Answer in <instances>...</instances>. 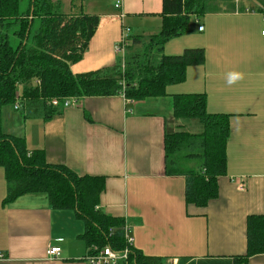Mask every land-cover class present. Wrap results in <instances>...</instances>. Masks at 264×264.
I'll return each instance as SVG.
<instances>
[{
    "label": "crops",
    "instance_id": "obj_1",
    "mask_svg": "<svg viewBox=\"0 0 264 264\" xmlns=\"http://www.w3.org/2000/svg\"><path fill=\"white\" fill-rule=\"evenodd\" d=\"M260 1L214 0L220 12L192 17L188 32L170 39L163 53L202 49L204 63L188 67L183 81L166 87L165 96L133 103L121 95L83 98L46 121L25 119L8 107L22 116L28 151H42L46 164L65 166L77 176L105 178L98 207L124 221L133 248L144 256L164 264H264V254L237 262L246 251L247 217L264 216ZM103 4L101 10L95 5L82 12L97 16L99 23L81 59L70 65L73 76L119 64L123 55L118 62L115 47L123 27L142 42L160 31L162 0H121L117 10L114 0ZM181 94H203L208 113L229 115L226 175L218 178L217 197L205 207L187 205L184 178L165 171V134L202 131L196 121L173 117V96ZM6 193L0 167V264H84V224L71 211L53 209L43 194L6 202ZM50 246L60 247V257L46 255Z\"/></svg>",
    "mask_w": 264,
    "mask_h": 264
},
{
    "label": "trees",
    "instance_id": "obj_2",
    "mask_svg": "<svg viewBox=\"0 0 264 264\" xmlns=\"http://www.w3.org/2000/svg\"><path fill=\"white\" fill-rule=\"evenodd\" d=\"M24 1L21 10L20 0H0V167L7 183L5 200L27 193L43 194L50 207L71 211L84 224L82 238L87 249L109 246L121 251L126 247L124 221L104 214L98 207L105 178L80 177L65 166L46 164L42 151H28L24 138L3 132L2 110L17 106L16 111L25 119L46 121L61 112V105L53 107L52 100L61 103L73 98L78 102L88 97L121 95L126 100L141 101L165 96L166 87L183 81L188 67L204 63V52L187 49L181 55L166 56L164 45L186 34L192 17L221 10L214 0H162L160 31L146 42L129 37L131 46H141L139 60H135L139 53L128 54L123 63L111 69L73 76L70 65L81 59L99 23L97 16L82 10L71 14L72 9L78 10L75 1L81 5L87 0H71L68 12L62 10L59 1ZM172 101L173 117L177 121H196L202 131L165 134L166 175L184 178L187 205L205 207L217 197L218 178L226 175L229 115L208 113L203 94L175 95ZM263 254L264 216H248L246 251L237 262L246 263ZM128 264L164 261L144 256L132 246Z\"/></svg>",
    "mask_w": 264,
    "mask_h": 264
},
{
    "label": "built area",
    "instance_id": "obj_3",
    "mask_svg": "<svg viewBox=\"0 0 264 264\" xmlns=\"http://www.w3.org/2000/svg\"><path fill=\"white\" fill-rule=\"evenodd\" d=\"M121 4V0H114V9H119ZM123 18V17H121ZM198 31H202V27L198 28ZM130 29L123 27L121 38L118 45L115 47V50L118 54L124 55V50L128 44V39L132 35L130 34ZM261 35L264 36V28L261 32ZM129 103H133L132 100H127ZM53 107H59L61 105L62 108H69L75 105L74 99H65L63 102H59L57 100H52L50 103ZM14 109H18L17 106ZM122 231L124 234V239L126 243V247L121 251H114L109 246H105L103 248H98L96 246H91L87 249V253L84 257V264H128L129 258V248L133 245V239H131L129 234V227L127 225H123ZM59 242V240H57ZM61 249L58 246H50L47 248L46 255L49 258L56 259L60 257Z\"/></svg>",
    "mask_w": 264,
    "mask_h": 264
},
{
    "label": "rangeland",
    "instance_id": "obj_4",
    "mask_svg": "<svg viewBox=\"0 0 264 264\" xmlns=\"http://www.w3.org/2000/svg\"><path fill=\"white\" fill-rule=\"evenodd\" d=\"M20 1H21L20 8H21V10H23L25 8V1L24 0H20ZM57 1H59L61 3L63 11H65V12L70 11L71 0H53V2H57ZM95 1L96 0H93V2H91L92 4H89L88 8H87V6H85L84 9H82L83 5L79 4L77 7L78 10L72 9V12H75V14H78V11L81 8L82 12L89 13L92 11V9H91L92 6L96 5L97 10H101L104 6H106L105 4H103V2H106V0H97V4L94 5ZM85 2L88 3V0ZM193 22H194V19L190 21L189 29L192 27ZM144 41L146 42L147 40L145 39ZM130 46H131V42H130V39H128V44L124 50V55L119 54L120 56H118V62H120L122 55H123V57H125L128 54L132 55V54H136V53H139L138 54L139 56H135V60L136 61L139 60L142 52H138V51H141V46H139V47H133V46L130 47ZM121 62L123 63V58H122ZM60 109L63 110L62 108H60ZM1 124H2V129L5 131V133H6V131H8L9 135H13V136L19 137V138L24 137L23 136L24 135V124L22 121V116H20L19 114L11 113L10 108H8V107L3 109V114L1 115ZM195 165H196V163L192 164L193 167H195Z\"/></svg>",
    "mask_w": 264,
    "mask_h": 264
},
{
    "label": "bare ground",
    "instance_id": "obj_5",
    "mask_svg": "<svg viewBox=\"0 0 264 264\" xmlns=\"http://www.w3.org/2000/svg\"><path fill=\"white\" fill-rule=\"evenodd\" d=\"M67 99H73V98H67ZM76 103H77V102L75 101V105H76ZM69 108H70V107H69ZM62 109H67V108H62Z\"/></svg>",
    "mask_w": 264,
    "mask_h": 264
},
{
    "label": "water",
    "instance_id": "obj_6",
    "mask_svg": "<svg viewBox=\"0 0 264 264\" xmlns=\"http://www.w3.org/2000/svg\"><path fill=\"white\" fill-rule=\"evenodd\" d=\"M254 3L258 4L255 0H253Z\"/></svg>",
    "mask_w": 264,
    "mask_h": 264
}]
</instances>
